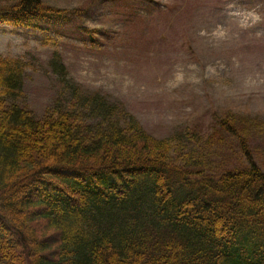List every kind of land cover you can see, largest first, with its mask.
Masks as SVG:
<instances>
[{
	"label": "trees",
	"instance_id": "trees-1",
	"mask_svg": "<svg viewBox=\"0 0 264 264\" xmlns=\"http://www.w3.org/2000/svg\"><path fill=\"white\" fill-rule=\"evenodd\" d=\"M0 0V21L67 13ZM37 116L25 64L0 56V264H264V169L246 136L253 117L217 125L244 162L208 165L195 132L155 137L121 103L66 78Z\"/></svg>",
	"mask_w": 264,
	"mask_h": 264
},
{
	"label": "rangeland",
	"instance_id": "rangeland-1",
	"mask_svg": "<svg viewBox=\"0 0 264 264\" xmlns=\"http://www.w3.org/2000/svg\"><path fill=\"white\" fill-rule=\"evenodd\" d=\"M43 1L68 13L0 22V56L24 62L22 95L37 116L61 100V62L66 78L124 105L151 135L189 128L214 169L244 162L217 117L264 121V0ZM244 136L264 169V126Z\"/></svg>",
	"mask_w": 264,
	"mask_h": 264
}]
</instances>
